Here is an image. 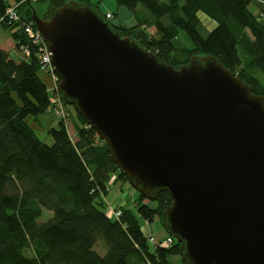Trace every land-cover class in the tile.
Wrapping results in <instances>:
<instances>
[{
	"label": "water",
	"instance_id": "95a60500",
	"mask_svg": "<svg viewBox=\"0 0 264 264\" xmlns=\"http://www.w3.org/2000/svg\"><path fill=\"white\" fill-rule=\"evenodd\" d=\"M32 21L59 94L120 172L148 200L169 194L163 222L185 264H264V96L215 57L161 61L89 4Z\"/></svg>",
	"mask_w": 264,
	"mask_h": 264
},
{
	"label": "trees",
	"instance_id": "16d2710c",
	"mask_svg": "<svg viewBox=\"0 0 264 264\" xmlns=\"http://www.w3.org/2000/svg\"><path fill=\"white\" fill-rule=\"evenodd\" d=\"M68 1L23 3L17 9L21 21L11 24L6 18L11 4L0 0V25L10 29L16 52L24 46L30 49L27 59H15L0 48V264H171L170 257L181 256L182 244L163 222L172 204L167 192L150 200L139 193L132 207L116 206L122 212L119 219L108 217L112 178L115 184L129 182L106 142L61 95L67 117H71L68 106L74 108L76 140L63 118L57 128L47 131L52 145L40 139L28 122L54 108L55 92L50 90L49 76L39 70L38 50L30 45L22 25L32 22L36 6L43 12ZM73 1L98 9L91 0ZM115 1L133 15L134 25H114L106 18L108 13L101 14L123 37L133 38L174 67L195 56L215 57L254 94L264 96V80L259 77L264 76V11L252 10L255 0ZM25 6L28 10L22 16L19 10ZM140 6L152 16L142 18ZM200 13L216 23L206 37L199 32ZM179 32L188 36L191 47L180 45ZM44 210L53 217L39 222ZM156 219L166 231L158 240L173 238L168 248L153 247L142 231L141 221L151 224ZM99 244L106 249L104 254L96 250Z\"/></svg>",
	"mask_w": 264,
	"mask_h": 264
},
{
	"label": "rangeland",
	"instance_id": "374dc122",
	"mask_svg": "<svg viewBox=\"0 0 264 264\" xmlns=\"http://www.w3.org/2000/svg\"><path fill=\"white\" fill-rule=\"evenodd\" d=\"M30 1L20 0V2L17 3V1L15 0H9L11 5L13 6L17 5L18 7L19 5H22L23 3L30 2ZM91 4L97 5L99 11L104 14H107V13L112 14L113 18L110 20V22L114 25L119 24L120 21H124L125 19L124 13H126V11L129 12L125 8L119 7L115 0H91ZM27 7L28 6L22 7L19 10L22 16H25L28 10ZM139 9H140L139 15L142 18L145 17L146 14L152 16L151 13L148 12V10H146L144 7L140 6ZM36 10L38 14H40L41 8L36 6ZM252 10L255 13L260 11L259 7H257L256 1L252 4ZM199 16L201 19V25L199 27V32L202 34L203 37H206L208 33L216 27V23L211 18H209L203 13H200ZM262 21L264 25V16H262ZM124 22L129 25L132 24V22L131 23L128 21H124ZM149 31L151 33H154L153 29H150ZM11 39L13 40L10 29L3 25H0V47H4L5 49L7 48L5 51L7 50H8L7 52L10 51V54L15 59H20V53L16 52V49L13 47V44L15 42L14 40L12 41ZM179 39H180L181 46L185 48L192 46V43L190 42L188 36L184 32H179ZM259 77L261 78V80H264V76L262 74H260ZM45 80L47 81L48 79L45 78ZM47 82L50 85L49 80ZM51 88L52 86L50 87V89ZM51 103L53 105L55 104V106H53L54 108L57 106L55 94L51 96ZM54 108L50 109L47 113L40 115L38 118L31 117L28 119L29 124H31V126L35 129L40 139H42L48 145H52L53 139L51 136L48 135L47 131L50 128H57L59 125V120L62 119L61 117L59 118L55 115L53 111ZM68 110L71 112V117H67V112L65 110L66 115L64 119L65 121H67L66 123L68 124L69 134L71 138L73 140H76L73 124L77 122V117L75 115V111L73 107L68 106ZM115 182H116V179L112 178V184L114 186L110 189L109 195L107 197L109 203L111 205L114 204L115 206H119L118 205L119 203H123L124 204L123 206L125 208L132 207L134 201L137 200L139 197V192L135 188H133L130 183L118 182L115 184ZM52 217H53L52 212L44 210L42 217L39 219V222H46ZM141 224H142V231L146 237L150 236V231H149L150 226L153 229V234L156 239H158L159 237L162 238L163 235L166 234V231L164 230L163 226L161 225L158 219H156L151 224L141 221ZM96 250L100 254H104L106 249L104 248L102 244H99L97 245ZM169 261L171 264H182L181 256L170 257Z\"/></svg>",
	"mask_w": 264,
	"mask_h": 264
},
{
	"label": "built area",
	"instance_id": "2783aa9c",
	"mask_svg": "<svg viewBox=\"0 0 264 264\" xmlns=\"http://www.w3.org/2000/svg\"><path fill=\"white\" fill-rule=\"evenodd\" d=\"M24 1H30V0H24ZM33 2L37 0H31ZM18 6L17 5H10L7 10H6V18L9 23H18L21 21V17L18 13ZM106 18L108 20H111L113 16L111 14H107ZM23 32L26 35L29 43L31 46L34 48H37V57L40 63V70L43 74H46L49 76L51 83L53 84V87L50 89L51 92H55V98L57 102V106L54 108V113L57 117L65 118V111L63 108V105L59 99V92H58V84H59V77L54 71V67L52 66V54L49 51L42 35L40 32L35 28L33 22L29 23H23ZM30 56V49L29 47H22L21 53H20V58L21 59H27ZM54 95V94H52ZM59 103V105H58ZM122 215V212L114 205H111L108 203V209H107V216L112 218L119 219ZM148 242L150 245L153 247L160 246L162 248H168L170 245L173 244V238L172 237H167L163 239L162 241L158 240L155 238L153 234H150V236L147 237Z\"/></svg>",
	"mask_w": 264,
	"mask_h": 264
},
{
	"label": "crops",
	"instance_id": "0c3cea01",
	"mask_svg": "<svg viewBox=\"0 0 264 264\" xmlns=\"http://www.w3.org/2000/svg\"><path fill=\"white\" fill-rule=\"evenodd\" d=\"M256 1V4H257V7H259V9L260 10H263L264 11V2H262L261 0H255ZM254 1V2H255ZM108 14H110V13H108ZM124 17H125V19H124V21H128V22H132V24H127V23H125L124 21H120L119 22V24H125V25H128V26H132V25H134L135 24V20H134V17H133V15L130 13V12H127L126 11V13H124ZM12 40V39H11ZM13 41V40H12ZM14 43V42H13ZM13 47L15 48V43L13 44ZM1 49H3V50H6L4 47H0ZM8 51V50H7ZM10 52V51H9ZM119 206H123L124 204L123 203H119L118 204ZM149 231H150V234H153V229H152V227L150 226L149 227ZM154 235V234H153ZM166 236V234L165 235H163V237L162 238H164ZM160 238V237H159Z\"/></svg>",
	"mask_w": 264,
	"mask_h": 264
},
{
	"label": "bare ground",
	"instance_id": "6f19581e",
	"mask_svg": "<svg viewBox=\"0 0 264 264\" xmlns=\"http://www.w3.org/2000/svg\"><path fill=\"white\" fill-rule=\"evenodd\" d=\"M40 70V69H39ZM62 102V101H61Z\"/></svg>",
	"mask_w": 264,
	"mask_h": 264
}]
</instances>
